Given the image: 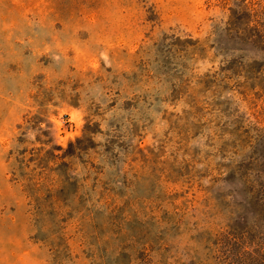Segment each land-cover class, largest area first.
Returning <instances> with one entry per match:
<instances>
[{"label": "rangeland", "instance_id": "obj_1", "mask_svg": "<svg viewBox=\"0 0 264 264\" xmlns=\"http://www.w3.org/2000/svg\"><path fill=\"white\" fill-rule=\"evenodd\" d=\"M0 264H264V0H0Z\"/></svg>", "mask_w": 264, "mask_h": 264}]
</instances>
